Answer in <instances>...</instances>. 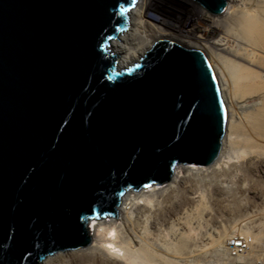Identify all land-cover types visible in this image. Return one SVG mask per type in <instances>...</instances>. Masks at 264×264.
<instances>
[{"label": "water", "instance_id": "obj_1", "mask_svg": "<svg viewBox=\"0 0 264 264\" xmlns=\"http://www.w3.org/2000/svg\"><path fill=\"white\" fill-rule=\"evenodd\" d=\"M134 2L0 0V264L88 245L126 188L216 159L227 109L203 51L160 40L117 70Z\"/></svg>", "mask_w": 264, "mask_h": 264}, {"label": "bare ground", "instance_id": "obj_2", "mask_svg": "<svg viewBox=\"0 0 264 264\" xmlns=\"http://www.w3.org/2000/svg\"><path fill=\"white\" fill-rule=\"evenodd\" d=\"M226 2L215 16L192 3L177 27L147 19L151 0H135L109 44L119 71L160 40L206 54L227 109L216 159L177 163L168 181L126 188L116 217L88 220V245L39 264H264V0Z\"/></svg>", "mask_w": 264, "mask_h": 264}, {"label": "rangeland", "instance_id": "obj_3", "mask_svg": "<svg viewBox=\"0 0 264 264\" xmlns=\"http://www.w3.org/2000/svg\"><path fill=\"white\" fill-rule=\"evenodd\" d=\"M192 3H196V2L194 0H151L150 6H149L150 8L146 9L145 16L146 18L148 17L149 19L150 18L160 19L159 20L160 22L164 21L168 25L170 24L169 26H173L174 24L177 27H179L185 22V19L189 17L190 6ZM208 14L209 16H215L214 14H211L210 12H208ZM154 23L159 24L156 21ZM195 25H200V23H196ZM109 215L110 214H108L105 217L101 216L100 218L108 219L110 217ZM88 220L86 222V227L88 225ZM235 233L240 234V230L236 229ZM193 235L199 236L197 232L195 234L193 233ZM218 258L215 257L214 255V257H212L210 260L212 261L214 260L217 263L219 262Z\"/></svg>", "mask_w": 264, "mask_h": 264}, {"label": "built area", "instance_id": "obj_4", "mask_svg": "<svg viewBox=\"0 0 264 264\" xmlns=\"http://www.w3.org/2000/svg\"><path fill=\"white\" fill-rule=\"evenodd\" d=\"M235 243L237 246L241 247L244 244V239L243 238L237 239V241H235Z\"/></svg>", "mask_w": 264, "mask_h": 264}, {"label": "clouds", "instance_id": "obj_5", "mask_svg": "<svg viewBox=\"0 0 264 264\" xmlns=\"http://www.w3.org/2000/svg\"><path fill=\"white\" fill-rule=\"evenodd\" d=\"M158 18H159V17H158ZM150 19H151V18H150ZM151 20H153V21H159L160 19H156V18L154 19V18H153V19H151ZM98 217H99V216H98ZM98 217H97V218H98ZM93 218H96V217H93ZM89 219H90V218H89Z\"/></svg>", "mask_w": 264, "mask_h": 264}, {"label": "trees", "instance_id": "obj_6", "mask_svg": "<svg viewBox=\"0 0 264 264\" xmlns=\"http://www.w3.org/2000/svg\"><path fill=\"white\" fill-rule=\"evenodd\" d=\"M153 15V14H152ZM155 16V15H154Z\"/></svg>", "mask_w": 264, "mask_h": 264}]
</instances>
